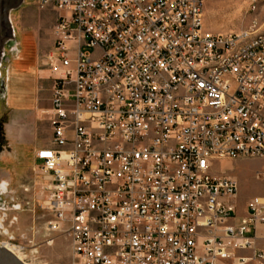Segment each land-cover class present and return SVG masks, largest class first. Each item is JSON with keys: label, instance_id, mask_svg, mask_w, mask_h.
<instances>
[{"label": "built area", "instance_id": "2783aa9c", "mask_svg": "<svg viewBox=\"0 0 264 264\" xmlns=\"http://www.w3.org/2000/svg\"><path fill=\"white\" fill-rule=\"evenodd\" d=\"M205 3L39 0L59 13L39 56L52 135L13 209L80 264H264V196L241 213L239 180L217 173L264 158V29L214 32ZM6 218L0 244L29 257Z\"/></svg>", "mask_w": 264, "mask_h": 264}, {"label": "rangeland", "instance_id": "374dc122", "mask_svg": "<svg viewBox=\"0 0 264 264\" xmlns=\"http://www.w3.org/2000/svg\"><path fill=\"white\" fill-rule=\"evenodd\" d=\"M58 15L51 7L41 8L39 0H23L12 9L15 39L5 43L8 60L0 66L6 82V89L0 86V214L7 212L6 227L27 246L30 256L23 259L28 264H80L63 234H52L53 241L47 243L41 233L35 232V214L28 209H13L14 204L34 199L33 188L29 192L24 188L32 186L36 177L37 145L51 138L50 122L43 111L51 105L53 82L42 75L39 56L54 43ZM255 18L259 20L258 31L263 30L264 0H206L205 24L214 32L248 30ZM263 169L264 158L218 162V174H230L239 180L240 212L248 201L264 196ZM6 237L0 232V240Z\"/></svg>", "mask_w": 264, "mask_h": 264}, {"label": "water", "instance_id": "95a60500", "mask_svg": "<svg viewBox=\"0 0 264 264\" xmlns=\"http://www.w3.org/2000/svg\"><path fill=\"white\" fill-rule=\"evenodd\" d=\"M22 2L23 0H0V66L5 58V43L15 39L10 12L12 9L19 7ZM0 264L25 263L10 249L0 245Z\"/></svg>", "mask_w": 264, "mask_h": 264}, {"label": "crops", "instance_id": "0c3cea01", "mask_svg": "<svg viewBox=\"0 0 264 264\" xmlns=\"http://www.w3.org/2000/svg\"><path fill=\"white\" fill-rule=\"evenodd\" d=\"M41 73H42V75H44V76H46V77H50L51 79H52V72L48 69V68H42L41 69ZM51 106V105H50ZM49 106V107H50ZM48 107V108H49ZM52 131V130H51ZM51 135H52V133H51ZM50 143V140H49V142H47V143H41L40 145H37V147H36V151L39 149V148H41L42 146H44V145H48ZM36 151H35V160H34V164H35V167H37V165L38 164H40L39 163V160L36 158ZM244 211H245V206H244V210L243 211H241V213H244Z\"/></svg>", "mask_w": 264, "mask_h": 264}, {"label": "flooded vegetation", "instance_id": "af4514ba", "mask_svg": "<svg viewBox=\"0 0 264 264\" xmlns=\"http://www.w3.org/2000/svg\"><path fill=\"white\" fill-rule=\"evenodd\" d=\"M16 48V47H15ZM4 60H8V57L5 55V58H4ZM3 60V61H4ZM0 86H2L3 87V89H6V82H5V80L2 78V76H1V74H0Z\"/></svg>", "mask_w": 264, "mask_h": 264}, {"label": "bare ground", "instance_id": "6f19581e", "mask_svg": "<svg viewBox=\"0 0 264 264\" xmlns=\"http://www.w3.org/2000/svg\"><path fill=\"white\" fill-rule=\"evenodd\" d=\"M1 245V244H0ZM3 246V245H2ZM8 248V247H7ZM10 249V248H8ZM19 259H21L25 264H28L21 255H19L17 252L13 251L12 249H10Z\"/></svg>", "mask_w": 264, "mask_h": 264}]
</instances>
